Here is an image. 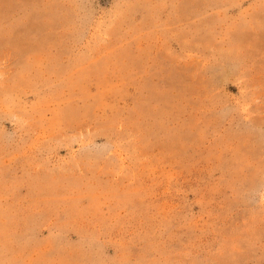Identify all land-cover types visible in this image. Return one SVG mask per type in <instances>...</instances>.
<instances>
[{"label":"rangeland","instance_id":"374dc122","mask_svg":"<svg viewBox=\"0 0 264 264\" xmlns=\"http://www.w3.org/2000/svg\"><path fill=\"white\" fill-rule=\"evenodd\" d=\"M0 264H264V0H0Z\"/></svg>","mask_w":264,"mask_h":264}]
</instances>
